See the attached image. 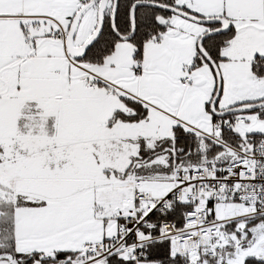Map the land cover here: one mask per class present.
<instances>
[{"label":"snow or ice","instance_id":"obj_1","mask_svg":"<svg viewBox=\"0 0 264 264\" xmlns=\"http://www.w3.org/2000/svg\"><path fill=\"white\" fill-rule=\"evenodd\" d=\"M0 264H264V0H0Z\"/></svg>","mask_w":264,"mask_h":264}]
</instances>
